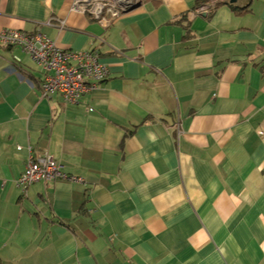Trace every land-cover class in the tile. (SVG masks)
Instances as JSON below:
<instances>
[{
  "label": "crops",
  "instance_id": "crops-1",
  "mask_svg": "<svg viewBox=\"0 0 264 264\" xmlns=\"http://www.w3.org/2000/svg\"><path fill=\"white\" fill-rule=\"evenodd\" d=\"M114 2L0 0V31L107 69L64 103L0 45V263L264 264V0ZM28 147L68 178L22 192Z\"/></svg>",
  "mask_w": 264,
  "mask_h": 264
},
{
  "label": "built area",
  "instance_id": "built-area-1",
  "mask_svg": "<svg viewBox=\"0 0 264 264\" xmlns=\"http://www.w3.org/2000/svg\"><path fill=\"white\" fill-rule=\"evenodd\" d=\"M114 4V0H75L72 9L89 13L106 25L108 17L109 20L117 17L128 7H115ZM0 45L19 47L37 65L41 73L38 86L43 98L58 94L64 103H76L83 94L94 91L107 76V69L99 62L95 51L62 50L39 31L1 30ZM27 151L28 161L17 181L22 192L37 182L49 183L68 178L52 155H34L31 147Z\"/></svg>",
  "mask_w": 264,
  "mask_h": 264
},
{
  "label": "rangeland",
  "instance_id": "rangeland-1",
  "mask_svg": "<svg viewBox=\"0 0 264 264\" xmlns=\"http://www.w3.org/2000/svg\"><path fill=\"white\" fill-rule=\"evenodd\" d=\"M35 66V65H34ZM36 69V67H34Z\"/></svg>",
  "mask_w": 264,
  "mask_h": 264
},
{
  "label": "trees",
  "instance_id": "trees-1",
  "mask_svg": "<svg viewBox=\"0 0 264 264\" xmlns=\"http://www.w3.org/2000/svg\"><path fill=\"white\" fill-rule=\"evenodd\" d=\"M1 264V263H0Z\"/></svg>",
  "mask_w": 264,
  "mask_h": 264
}]
</instances>
